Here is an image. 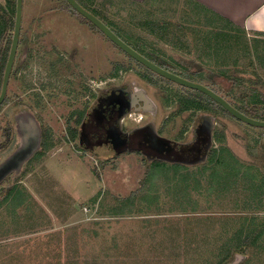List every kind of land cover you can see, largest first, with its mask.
Instances as JSON below:
<instances>
[{"label": "rangeland", "instance_id": "obj_1", "mask_svg": "<svg viewBox=\"0 0 264 264\" xmlns=\"http://www.w3.org/2000/svg\"><path fill=\"white\" fill-rule=\"evenodd\" d=\"M103 1L106 7L97 18L151 62H167L164 66L167 71L216 89L227 101L232 98L230 91L239 100L250 96L252 88L264 94L262 35L247 32L253 57H239L240 65L236 68L244 70L246 75L237 74L235 67L227 66L229 75L246 80L245 84L234 85L220 75L216 62L223 57L213 47H204V35L198 38L201 45L198 50L191 39L166 43L141 25L146 19L166 20L172 24V30L180 24L202 30V24L186 22L197 12L204 13L198 5H188L186 0H153L142 5L131 4L129 0ZM82 3L91 10L87 2ZM23 7L24 46L13 68L7 103L0 107V200L5 191L19 187L21 191L16 198L24 201L17 209L10 205L0 210V264H205L214 260L216 249L225 238H222V224L226 223L231 227L229 231L234 232L239 218L258 215L264 219V211L234 210L232 196L217 197L215 193L209 196L210 172L206 170L210 164L206 153L196 160L197 157L187 154L185 147L179 151L177 147L171 155L163 157L142 149L155 158L172 157L175 165L183 167L178 169L173 163L149 164L136 153L113 156L99 149L90 152L95 146L105 144L102 125L93 118L86 128L102 138L87 145H81L78 137L72 140L69 128L80 127L73 114L94 107L101 90L122 81H137L146 88L157 102L159 124L163 125V134L168 139L175 141L183 130L188 131L183 139L190 140L191 129L200 114L194 110L181 112L178 100L196 91L144 68L95 26L74 14L66 0H24ZM117 26L129 32L132 39ZM184 37L194 36L187 32ZM256 43L262 45L259 44L262 49L259 58L252 51ZM27 55L31 60L26 62ZM227 57H224L227 64L236 58L234 54ZM117 66L122 69L114 77ZM144 76L154 82L151 87L142 82ZM22 103L29 106L31 114L43 130L50 131L54 141V147L31 165L24 160L31 155L35 142L29 141L25 129L21 135L26 144L21 146L12 118V114H22V108L26 107ZM216 111L201 113L214 118L215 131L225 135L226 149L243 165L252 166V173L264 176V137L257 147L253 138L256 136L243 123L219 109ZM26 118L29 117L24 118V125L29 124L30 118L27 122ZM211 131L206 133L209 144ZM122 136L129 143L117 151L140 148L134 135L122 133ZM214 141L206 152L212 147L219 149ZM181 178L189 181L182 183ZM183 186L191 188L186 191L191 193L189 200L197 205L194 211L188 208L185 212L182 208L186 209V198L179 192ZM125 202H132L129 205L132 207H123ZM206 240L215 245H205ZM262 245L249 252L254 254L250 255L252 264H264Z\"/></svg>", "mask_w": 264, "mask_h": 264}, {"label": "trees", "instance_id": "obj_2", "mask_svg": "<svg viewBox=\"0 0 264 264\" xmlns=\"http://www.w3.org/2000/svg\"><path fill=\"white\" fill-rule=\"evenodd\" d=\"M153 0H146L143 4L149 3ZM178 1V0H173ZM183 1V0H182ZM188 1L186 4L190 5H198L201 7L204 11V13H199L195 15L194 18L186 20V22L190 25H199L202 24L204 29L200 30L195 28H187L186 26L180 24V26H176L175 30L171 29L172 24L169 22H166V20H151L146 19L144 23H141L146 29L149 30V32L155 34L160 38L159 40H163L166 43H172L173 41L180 40V42H188V40L192 42L193 47L200 50L201 45L198 38L204 35L205 41H204V47L206 49H212L216 54L222 56V61H217L216 65L217 69H220V75L224 77L225 79H228V82L234 85H241L245 84L246 80H242L243 78H236L233 75H229L228 72H226L227 66H233L235 67V72L237 74H243L246 75V72L244 70L239 71V69H236L240 65V59L241 56H252L253 54L250 51L251 48V42L247 36L246 30L236 26L232 22H230L227 19H224L222 16L216 14L215 12L209 10L208 8H205L204 6H201L200 4L196 3L193 0H186ZM77 2L84 8V5H82V2H87L88 6H90L91 10L86 9L88 12L93 13L96 17L98 15H103L102 10L106 7L105 2L101 0H77ZM135 5H142V4H136ZM70 7V6H69ZM195 8V7H194ZM70 9L76 14L78 17L82 18L83 20H86L81 15H79L75 10H73L71 7ZM125 8L120 9L118 11V14L121 11H124ZM109 9H106V12H108ZM206 15H211L213 18H207ZM134 18V17H133ZM135 18L132 20V23L134 22ZM87 21V20H86ZM88 22V21H87ZM90 23V22H88ZM91 24V23H90ZM114 21H111V26H113ZM175 26V25H174ZM111 29V27H109ZM117 29L120 30V32L123 30L117 26ZM112 30V29H111ZM210 30V33L208 32ZM114 32V31H113ZM187 32L191 36H194L193 38H185L184 34H187ZM115 33V32H114ZM124 34L128 35L130 39H132V36L129 32H123ZM116 34V33H115ZM119 38H121L118 34H116ZM169 35H171V38H169ZM262 37H264L263 34ZM127 36V37H128ZM187 36V35H186ZM213 41V44H212ZM260 44V43H259ZM258 43L252 45L253 52L255 54V58H259V56L262 53L261 46ZM264 46V45H263ZM151 55V52H148ZM9 54V48L3 52L0 48V93L2 89V83H3V76L7 64V56ZM236 57L234 60L230 61L229 64H227L226 60H224V57H227L229 55H233ZM228 59V57H227ZM157 62H160V60H156ZM156 65L164 68L165 65H167L166 62L161 63H155ZM122 68L120 66H117L115 68V74L114 77H117L119 71ZM125 69V68H124ZM185 69V68H184ZM199 76H202V74H199ZM202 79V77H201ZM212 89L215 93L218 91L216 89H213L211 87H208ZM251 95L245 97H241L240 100L237 99L236 94H234L233 91H230V97L231 100H228V102L238 111L245 114L246 116H249L250 118L264 121V94L261 93L256 88L251 89ZM8 94V93H7ZM218 94V93H217ZM246 98V101L244 100ZM225 99V98H224ZM227 100V99H226ZM181 104V112L184 111H193L194 113L198 112H208L213 111L214 113L217 112L216 110L219 109L225 114H227L229 117L237 120L232 115H230L222 106H220L218 103L213 101L211 98L206 96L205 94L196 91L193 95H183L181 99L178 100ZM168 102V101H167ZM4 103H7V97L4 101ZM3 103V104H4ZM3 106V105H2ZM87 111H77L73 114V117H77L76 123L77 125L81 126L84 122V119L86 118ZM19 116V115H18ZM35 118L33 120V124L30 126L36 130V138L35 141L39 142V149L35 153V157L27 163L30 165L32 164V161L38 162L45 154L50 151L54 147V141L52 140L51 133L49 130H43L42 126L39 124V121L37 118L33 115ZM213 118V117H212ZM214 120V118H213ZM238 121V120H237ZM240 122V121H238ZM242 123V122H240ZM16 124V123H15ZM244 124V123H243ZM245 128L252 133V136L254 138L255 144L258 145L261 143V139L264 137V129H259L258 132L256 128L251 127L249 125L244 124ZM17 128V127H16ZM80 128V127H79ZM257 131V132H256ZM69 132L71 134L72 140H75L77 136L79 135V129H73L69 128ZM215 141L219 144V149L212 147L208 155L209 160V170H206L208 166L204 169V171H209V181L208 184V190L207 193L211 197L214 193L217 197H223L228 196V198L233 199L232 201V208L236 211H241L243 213H261L264 211V176L259 175V173H252V170L254 169L252 166H245L243 165L239 160L236 159L232 155L230 151L226 149L224 146L226 138L223 132L214 131ZM212 145V142H211ZM20 148V147H19ZM211 148V147H210ZM29 165V166H30ZM162 165V164H161ZM166 166V165H163ZM178 169H182L183 167L181 165H175ZM208 169V168H207ZM150 176V173L148 174ZM204 176V174H202ZM180 179L182 183H187L189 179L182 180ZM179 185V184H178ZM186 185V184H184ZM19 187H13L7 191H5L2 199L0 200V210L5 206L13 205L15 209L19 205H21L22 201L18 200L16 198V195L20 194L21 190H18ZM181 194H183V197L186 198L184 204L186 205V209L183 206V210L185 212L189 211L188 208L194 209L196 208V204L192 202L191 200V193L189 194L186 190L191 189L189 186H183L180 188ZM193 190L196 189V187L192 188ZM239 192L241 194H239ZM132 202H125L122 204L123 207H128L131 205ZM132 206H129V208ZM121 211V210H120ZM14 214V213H13ZM236 220V219H235ZM240 221L239 226L234 232L229 231L231 227H229L226 223L222 224L223 233L224 236L220 241V244L218 245L216 249V254L213 255L214 260L206 261L205 264H252V260H250V255L253 256L254 254L250 251H252L254 248L262 247L264 244V219L261 220L258 215H253L252 217H245V218H239ZM231 224L233 222H230ZM228 228L227 231L224 230ZM214 233V232H212ZM227 234V235H226ZM229 234V236H228ZM215 243L211 242L210 240H206L205 245L212 247Z\"/></svg>", "mask_w": 264, "mask_h": 264}, {"label": "flooded vegetation", "instance_id": "obj_3", "mask_svg": "<svg viewBox=\"0 0 264 264\" xmlns=\"http://www.w3.org/2000/svg\"><path fill=\"white\" fill-rule=\"evenodd\" d=\"M17 3L18 0H0V48L3 52L9 48V54L15 32ZM23 14L24 7L22 4L20 38L15 63L21 58L19 53L22 46H24V31L22 30ZM9 54L7 56V61ZM25 58L26 62L31 60V56L29 55L25 56ZM142 79H144L142 82L147 87H151V85L154 84V82L146 76H144ZM120 83L121 84L119 85L105 88L104 90H101L99 94H97L95 106L87 110L86 118L79 128V135L77 137L80 140L81 145H87L90 142L94 144L102 138L91 133L86 128V124L88 121H90V118H93L97 124L102 125L100 130L103 132V140L105 141V144L102 147L95 146L90 150V152L96 153L95 151L99 149L113 156L121 154L123 155L125 153H136L137 155L142 156L149 164L158 163L166 166L171 165L172 163L175 166V159L172 160V157L155 158L149 154H146L142 149L144 148L145 150L157 155H161L162 157L163 155H171L173 152H175L177 147V151H179L181 147H185L187 154L193 158L197 157L196 160L202 157L204 153H206L205 156L208 155L210 151H206L210 149L211 144L208 143L206 133L208 130H212V139L209 142L213 143L215 131V122L211 116H205L201 112H198L197 114L200 115L196 119L195 124L191 129L190 140L187 138L183 139L188 134V131L184 133L182 130L180 132V137L172 142L163 134L164 128L163 125L159 124L160 117L159 109L156 106L157 102L148 94L146 88L144 86L138 85L137 81H122ZM45 87L46 86H42L43 89ZM22 106H26V104L22 103ZM21 113L22 114L20 116L12 114V118L15 120L17 126L15 130L16 134L21 138V146H24L26 141L25 138H22L21 134L25 129L27 130L26 136L28 137L29 141H35L36 130L30 126L33 124V120L35 118L33 117V114H31L28 105L25 108H22ZM26 115L30 118H26V122L27 119H29L28 125L23 124ZM137 116L141 117L138 118ZM205 121H208L209 125H206ZM122 133L128 134L130 136L134 135V137L138 139L137 144L140 148L138 150H130V148H128V150H124L122 152L117 151L118 148H125L129 143L122 136ZM179 163L181 162L179 161Z\"/></svg>", "mask_w": 264, "mask_h": 264}, {"label": "water", "instance_id": "obj_4", "mask_svg": "<svg viewBox=\"0 0 264 264\" xmlns=\"http://www.w3.org/2000/svg\"><path fill=\"white\" fill-rule=\"evenodd\" d=\"M68 5L75 10L79 15H81L83 18H85L88 22H90L93 26H95L109 41H111L115 46H117L120 50H122L124 53H126L130 58L138 62L140 65L144 66L148 70L158 74L159 76L170 80L176 84H179L185 88L201 92L211 98L213 101L218 103L220 106H222L230 115H232L234 118H236L238 121L249 125L254 128H260L264 129V121L256 120L253 118H250L249 116H246L245 114L241 113L237 109H235L226 99H224L219 94L212 91L210 88L198 84L195 82H191L188 80H185L179 76H176L172 74L171 72L161 68L160 66L152 63L148 59H146L144 56L136 52L133 48H131L129 45H127L121 38H119L105 23H103L99 18H97L95 15L88 12L86 9H84L76 0H66ZM22 4L23 0H18L17 3V18H16V25H15V32H14V38L13 43L11 46L9 58L6 64L4 76H3V83H2V89L0 93V107L3 105L7 93L8 88L10 84L11 74L15 65V59L18 51V45H19V38H20V29H21V21H22ZM34 147L32 149L31 155L24 160V163H27L30 161V159L33 157V155L36 153V151L39 149V142L34 141ZM23 163V164H24ZM23 166V165H22Z\"/></svg>", "mask_w": 264, "mask_h": 264}, {"label": "crops", "instance_id": "obj_5", "mask_svg": "<svg viewBox=\"0 0 264 264\" xmlns=\"http://www.w3.org/2000/svg\"><path fill=\"white\" fill-rule=\"evenodd\" d=\"M129 1H131V4H143L146 0ZM179 1L182 2V0H178L177 2ZM193 1L222 16L224 19L229 20L236 26L246 30L248 34H264V0Z\"/></svg>", "mask_w": 264, "mask_h": 264}]
</instances>
